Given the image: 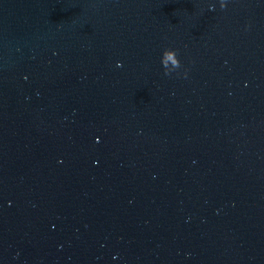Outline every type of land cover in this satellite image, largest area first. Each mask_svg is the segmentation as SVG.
I'll list each match as a JSON object with an SVG mask.
<instances>
[{"label": "water", "instance_id": "water-1", "mask_svg": "<svg viewBox=\"0 0 264 264\" xmlns=\"http://www.w3.org/2000/svg\"><path fill=\"white\" fill-rule=\"evenodd\" d=\"M0 264H264V0H0Z\"/></svg>", "mask_w": 264, "mask_h": 264}, {"label": "clouds", "instance_id": "clouds-1", "mask_svg": "<svg viewBox=\"0 0 264 264\" xmlns=\"http://www.w3.org/2000/svg\"><path fill=\"white\" fill-rule=\"evenodd\" d=\"M225 7V4L222 3L221 4V8ZM167 61H171L175 66L180 67V61L177 58V52L176 50H172V49H165L163 51V56H162V65L166 66ZM165 74L167 75V73L165 72Z\"/></svg>", "mask_w": 264, "mask_h": 264}]
</instances>
